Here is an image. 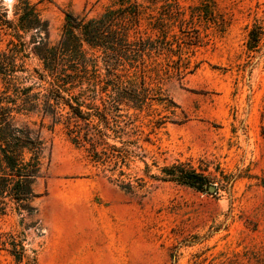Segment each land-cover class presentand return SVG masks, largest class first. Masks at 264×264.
Wrapping results in <instances>:
<instances>
[{"label": "rangeland", "instance_id": "obj_1", "mask_svg": "<svg viewBox=\"0 0 264 264\" xmlns=\"http://www.w3.org/2000/svg\"><path fill=\"white\" fill-rule=\"evenodd\" d=\"M118 1L44 0L50 46L67 13L97 18ZM127 1L140 5L136 28L153 44L145 79L132 57L113 64L144 81L149 98L123 97L117 135L101 126L133 152L124 174L74 144L66 121L16 115L40 133L41 177L26 210L0 212V264H264V0ZM33 49L30 71L42 66ZM173 166L216 190L164 178Z\"/></svg>", "mask_w": 264, "mask_h": 264}, {"label": "trees", "instance_id": "obj_2", "mask_svg": "<svg viewBox=\"0 0 264 264\" xmlns=\"http://www.w3.org/2000/svg\"><path fill=\"white\" fill-rule=\"evenodd\" d=\"M43 1L18 0L16 21L9 19L8 10L0 2V45L6 43L0 49L2 213L14 204L26 210L35 197L33 186L41 177L43 141L40 133L29 126H18L16 115L42 113L44 118L66 121L74 144L84 149L104 170L111 167V171L123 175L122 166L133 152L127 148V141L122 142L121 148L110 144L107 132L115 135L120 132L119 119L123 116L118 112L123 97L140 105L149 99L144 81L139 85L135 74L129 76L113 67L125 56L132 57L139 65L144 79L151 71L145 57L150 55L153 42L139 36L136 27L140 5L137 2L119 0V8H109L97 18H89L88 13L79 16L67 13L61 39L50 46L46 37L48 25L38 10ZM30 45L34 46L33 54L41 61V69L30 71L26 67L25 50ZM101 62L105 69L100 67ZM23 84L31 86L26 88ZM33 87L39 91L32 92ZM102 124L107 132L101 129ZM162 175L199 190L211 186L196 171L180 166L166 168Z\"/></svg>", "mask_w": 264, "mask_h": 264}, {"label": "clouds", "instance_id": "obj_3", "mask_svg": "<svg viewBox=\"0 0 264 264\" xmlns=\"http://www.w3.org/2000/svg\"><path fill=\"white\" fill-rule=\"evenodd\" d=\"M15 0H5V4L7 5V7L9 8V13H8V16L9 18H11L12 16V5L14 4Z\"/></svg>", "mask_w": 264, "mask_h": 264}, {"label": "crops", "instance_id": "obj_4", "mask_svg": "<svg viewBox=\"0 0 264 264\" xmlns=\"http://www.w3.org/2000/svg\"><path fill=\"white\" fill-rule=\"evenodd\" d=\"M58 1L59 3L63 4V5H72V7H74V3H75V0H56Z\"/></svg>", "mask_w": 264, "mask_h": 264}, {"label": "water", "instance_id": "obj_5", "mask_svg": "<svg viewBox=\"0 0 264 264\" xmlns=\"http://www.w3.org/2000/svg\"><path fill=\"white\" fill-rule=\"evenodd\" d=\"M209 190H210V192H214L216 190V187L215 186H210Z\"/></svg>", "mask_w": 264, "mask_h": 264}]
</instances>
